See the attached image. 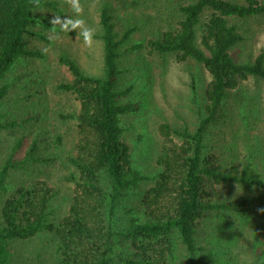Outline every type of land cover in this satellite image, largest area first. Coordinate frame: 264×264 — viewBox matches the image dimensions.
I'll return each instance as SVG.
<instances>
[{"label": "trees", "instance_id": "trees-1", "mask_svg": "<svg viewBox=\"0 0 264 264\" xmlns=\"http://www.w3.org/2000/svg\"><path fill=\"white\" fill-rule=\"evenodd\" d=\"M41 8L61 15L53 0H0V106L17 99L22 120L18 123L11 114L9 121L0 123V129L19 128L0 165V264H23L14 256V244L41 234L49 235L55 246L53 264H197L199 256H204L198 228L205 216L248 214L243 200L237 204L229 201L220 188L264 189V179L251 163L238 170L226 169L219 155L206 146L212 125L226 119L230 93H240L241 82L249 78L264 83V49L252 61L238 60L232 51L245 41V35L238 24L231 22L264 17V2L192 0L179 6L177 28L166 29L147 42L152 52L174 54L179 61L191 60L209 76L201 92H197L196 80L191 81L196 105L192 130L168 124L157 127L159 141L152 154L157 170L147 175L133 163V153L121 140L119 126L122 115L136 110V106L118 101L129 90L118 87L123 72L118 59L121 41L131 30L117 40L113 16L106 6L102 7L100 33L96 35L102 42V73L87 74L72 58H58L70 80L58 83L56 89L73 95L79 107L72 114L60 115L75 120V139L71 151L64 152V162L71 172L62 177L73 188L57 223L52 218L56 187L46 180L16 179L19 173L35 171L39 164L52 161L55 155H50V149L62 147L60 136L48 137V131L42 128V145L37 134L30 138L21 157L16 156L31 133L27 131L28 122L38 120L24 115L32 104L29 99L40 91L36 88L41 79L21 67L28 57L44 58L39 49L26 48L28 37L50 41L31 28L39 22ZM42 24L45 31L57 27L46 21ZM31 85L34 94L29 93ZM243 124L247 126L246 120ZM254 154L260 158L263 155ZM144 181L153 184L140 192ZM256 209L264 217V201ZM122 246L132 252L119 253ZM179 247L186 263L176 260ZM252 264H264V260Z\"/></svg>", "mask_w": 264, "mask_h": 264}, {"label": "rangeland", "instance_id": "rangeland-1", "mask_svg": "<svg viewBox=\"0 0 264 264\" xmlns=\"http://www.w3.org/2000/svg\"><path fill=\"white\" fill-rule=\"evenodd\" d=\"M53 1L58 3L61 15L41 8L38 12L39 22L31 27L37 33H44L50 41L44 43L32 36L26 40V48L39 49L44 58L40 60L28 57L21 67L23 71L40 77L41 82L38 84L39 88H36L40 90L38 95L32 90L34 85L29 88V93L34 96L29 99L32 104L25 110L24 118L33 115L38 120L28 122L30 126L27 131L30 130L31 133L25 138L22 150L16 156L21 157L30 138L37 134L41 135L39 143H43L42 128L48 131V137L51 134L60 136L62 147L50 149V155H55L52 161L45 165L39 164L35 171L31 169L19 173L20 176L16 179L46 180L56 187L52 218L57 223L67 209L68 195L73 188L62 177L71 172L64 162V152L71 151L70 145L75 139V120L62 119L60 115L72 114L79 107L73 95L56 89L58 83L70 80L69 72L58 63V58L61 55L72 58L87 74L102 73V42L96 35L100 33L99 15L103 6L113 16L117 40L127 30H131L128 38L121 41L118 59V68L123 71L118 77V87L129 90L118 101L136 106V110L122 115L119 126L121 140L133 153V163L145 175L157 170L152 156L159 141L157 127L168 124L192 130L196 105L192 101L191 81L192 78L196 80L197 92H201L209 76L202 66L191 60L179 61L174 54L160 55L147 46L149 40L155 39L164 30L178 27L181 20L179 6L192 0ZM76 6L80 9L78 13L74 10ZM77 19L82 20L83 24L75 25ZM43 21L57 27L45 31L42 28ZM69 21L73 23L70 24ZM231 22L238 24L245 35V41L232 51L233 55L240 61H252L264 49V17ZM84 28L93 30L90 40L84 39ZM137 44L141 47H131ZM240 86V93H230L224 116L226 119L212 125L206 146L211 153L219 155L226 169L238 170L251 163L264 179V83L249 78L241 82ZM11 93L15 95L14 90ZM17 94L22 96V93ZM16 101L17 99H9L0 106V123L9 121L11 114L18 119V123L22 121ZM244 120L247 122L246 127ZM16 130L19 128L0 129V165L12 140L19 134ZM256 141L259 144H254ZM255 152H262V158L255 156ZM152 184L151 181H144L139 191L149 189ZM220 192L224 198L236 204L243 200L248 214L243 217L238 212H222L205 216L198 228V242L204 247V256H199L197 264H252L264 260V217L256 209L264 201V189L224 186L220 188ZM50 240L49 235L41 234L29 241L18 242L14 244V256L23 264H53L57 255ZM180 247L176 251V260L181 259L186 263L187 258ZM128 248L120 247L119 253L132 252Z\"/></svg>", "mask_w": 264, "mask_h": 264}, {"label": "clouds", "instance_id": "clouds-1", "mask_svg": "<svg viewBox=\"0 0 264 264\" xmlns=\"http://www.w3.org/2000/svg\"><path fill=\"white\" fill-rule=\"evenodd\" d=\"M74 10H75L77 13L80 11V9H79L78 6H76V7L74 8ZM69 23L71 24V23H73V22H72V21H69ZM74 24H75V25H81V24H83V21L77 19V20H75ZM82 35H83V37H84L85 40H90L91 37H92V35H93V30L88 29V28H84L83 31H82Z\"/></svg>", "mask_w": 264, "mask_h": 264}]
</instances>
